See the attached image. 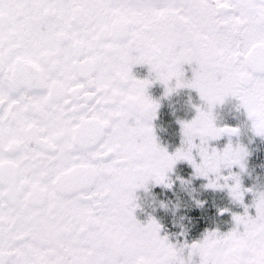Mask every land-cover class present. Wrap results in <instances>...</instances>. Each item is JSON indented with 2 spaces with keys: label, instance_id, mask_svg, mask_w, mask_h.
<instances>
[{
  "label": "snow or ice",
  "instance_id": "snow-or-ice-1",
  "mask_svg": "<svg viewBox=\"0 0 264 264\" xmlns=\"http://www.w3.org/2000/svg\"><path fill=\"white\" fill-rule=\"evenodd\" d=\"M181 89L202 103L169 152L154 121ZM230 98L264 138V0H0V264H264V183L211 143L241 133L216 122ZM181 161L227 194L228 230L155 215Z\"/></svg>",
  "mask_w": 264,
  "mask_h": 264
},
{
  "label": "flooded vegetation",
  "instance_id": "flooded-vegetation-1",
  "mask_svg": "<svg viewBox=\"0 0 264 264\" xmlns=\"http://www.w3.org/2000/svg\"><path fill=\"white\" fill-rule=\"evenodd\" d=\"M192 66L185 65L186 75L191 77ZM136 74L143 78L148 75L147 66L138 65L134 69ZM150 94L160 99L163 97L164 87L157 83L149 89ZM191 97V102L189 98ZM202 103L199 99V95L192 89H181L177 94H173L170 98H164L161 100V107L158 113V119L154 121L156 132L160 142L163 146L167 147L169 152H175V150L181 146L182 131L179 120L190 121L195 115V109L193 104ZM237 101L229 99L224 105L218 106L215 109V115L217 117V125L224 126L229 125L233 127H239L241 133L239 136L229 137L224 135L219 140L212 141L211 143L215 147L223 148L229 140L232 143L244 144L250 155L247 158V173L244 174V184L251 186V182L254 184L264 183V179L258 175H252L250 173L251 157L257 162L264 160V138L254 135L250 130V125L247 121L246 114L236 108ZM197 156V160L199 161ZM249 164V165H248ZM254 165V163H252ZM194 169L186 162H179L175 171L171 174L172 179L175 180V186L173 190L166 189L164 187H155L153 192L156 194L158 201H170V207L168 210L157 209L155 215H157L161 222H163L169 231L178 232L179 228L173 226V221L178 220L180 217H185L184 223L187 225L189 232L188 238L198 239L206 228L216 227L219 225L222 230H228L231 226V217L225 215L224 217L218 216L219 207H233L225 192L211 191L203 188L206 180L203 178H195L193 175ZM178 177L186 180H191L190 186L185 188L180 183ZM195 189V191H191ZM140 195L143 197L145 194L142 192ZM195 198V199H193ZM146 199L150 200V196H146ZM195 200L207 201L203 208L197 207ZM179 204L178 210L175 209V205ZM147 207V206H146ZM151 211V208H147ZM141 219L145 216L141 215Z\"/></svg>",
  "mask_w": 264,
  "mask_h": 264
},
{
  "label": "rangeland",
  "instance_id": "rangeland-1",
  "mask_svg": "<svg viewBox=\"0 0 264 264\" xmlns=\"http://www.w3.org/2000/svg\"><path fill=\"white\" fill-rule=\"evenodd\" d=\"M251 165H249V169H250V173L252 175H258L260 178L264 179V160L257 162L256 160L253 159V157H251V161H250ZM254 163V165L252 164ZM254 184V182H251V186ZM166 201V199H165Z\"/></svg>",
  "mask_w": 264,
  "mask_h": 264
}]
</instances>
